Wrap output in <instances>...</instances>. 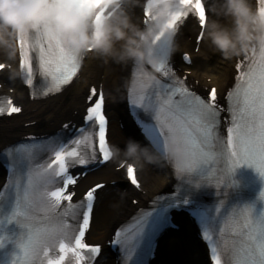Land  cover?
Here are the masks:
<instances>
[{
  "label": "snow or ice",
  "instance_id": "snow-or-ice-1",
  "mask_svg": "<svg viewBox=\"0 0 264 264\" xmlns=\"http://www.w3.org/2000/svg\"><path fill=\"white\" fill-rule=\"evenodd\" d=\"M158 2L161 0H148L143 13L146 25L155 19L151 8ZM162 2L167 16L164 28L170 30L173 35L193 12L203 29L206 22V10L202 0H162ZM258 2L257 14L264 19V0H258ZM54 3L69 11L75 8L83 19L94 15V23L99 26L111 0H54ZM162 35L163 32L158 34L153 44H156ZM31 36L35 37L32 47L37 48L39 53V70L45 77H51L52 81L44 94L59 92L61 86L68 84L76 75L80 57L69 50L61 35L51 27L43 32L34 30L21 35L18 39L20 67L26 71V83L30 86L33 84V66L29 57ZM202 37L203 32L198 40ZM171 43L172 41H169L156 49V55L161 59L153 66V69L160 74V79L149 78L137 65L147 91L138 94L135 99H132L130 93L133 113L138 115L139 111H143L149 118L155 120V125L147 128V131L154 142L160 143L155 131L157 127L159 128L158 135L163 138L162 144L166 155H169L167 152L169 141L175 140L176 145L182 148L180 157L169 155V158L175 159V168L179 176L190 175L193 172L199 173L200 179L195 182L197 187L200 183H207L219 189L225 184L232 171L241 164L252 166L261 177H264V40L259 41L258 56L253 47L251 57L247 55L248 52L245 54L247 63L236 65L239 71L236 77L237 83L226 98L230 117L226 145L217 132L224 109L216 101L215 89L208 94L207 99H204L190 91L185 86L184 80L175 76L168 61ZM184 60L188 62L189 57L185 55ZM4 68L5 65L0 64V69ZM95 95L96 91L93 89L88 99L91 101ZM102 108L101 94L94 105L87 108L83 118L86 126L78 130V138L70 143L58 139L53 145H45L41 142L38 146L52 153L50 160L37 165L35 169H30L26 182L23 175L17 176L15 203L11 211L4 213L3 219L0 220V225L4 229L11 224H15L20 229L19 233L11 235L7 231L0 230V248L12 244L16 249L10 264H30L28 258L37 257L41 250H45L44 254L47 256L46 249L56 241H59V256L56 259H48L47 264H64L68 254L75 258V264H94L100 256V246L85 243V234L89 229L97 189H102L104 185L96 184L95 187L87 190L82 200L74 203L73 198L76 193L70 190V186L76 185L79 177L72 174L70 168L75 165L87 167L92 163L103 164L110 160L109 146L106 143L107 120ZM20 111L19 107L13 106L11 100L0 103V114L11 115ZM93 124L98 125L97 135L101 159H97L95 152L89 157L78 151L77 147L72 146H79L92 139L88 126ZM65 127L67 128L68 125ZM214 158L223 159L225 167L216 169L211 176H208L209 161ZM133 173L134 168L129 165L127 176L133 185L139 187ZM5 187L9 185L6 184ZM0 197H3V194H0ZM37 199L50 211L59 209L62 201L68 202L60 216H70L72 220H78L82 214V222L78 223L77 228L70 225L67 220L53 215L49 217V227H34L30 209ZM259 199L264 200V190L260 192ZM168 203L171 207H179L181 204H187L188 201L185 199ZM5 205H8L6 199L0 202V208ZM223 206L224 201L221 200L216 206V215L212 217L211 222L201 225L204 229V239L211 246L213 264H221L218 251L231 254L235 264H264V210L256 214L252 206L246 205L234 207L225 214L222 212ZM154 211L155 208L141 217L137 236L149 224ZM221 222L225 227L219 229L220 238L217 240L209 235V232H214ZM173 228H176L178 232L181 230L178 225H174ZM69 231L77 232L73 237V244L64 242ZM21 252L24 253L23 261L20 258ZM225 264L228 262L225 261Z\"/></svg>",
  "mask_w": 264,
  "mask_h": 264
},
{
  "label": "clouds",
  "instance_id": "clouds-1",
  "mask_svg": "<svg viewBox=\"0 0 264 264\" xmlns=\"http://www.w3.org/2000/svg\"><path fill=\"white\" fill-rule=\"evenodd\" d=\"M129 6L134 0H127ZM165 5H152L155 19L140 27L125 8V0H111L99 26L94 15L83 19L73 8L54 3V0H0V55L11 61L15 58L14 39L34 30L41 32L51 27L78 57L92 53L106 61L117 63L133 61L144 71L160 62L156 49L172 41L173 34L164 28L167 16ZM202 39L225 59L245 55L251 43L264 40V19L253 10L250 0H208L206 22ZM161 39L153 44L155 37ZM172 43L170 45V50ZM10 67L5 62H0ZM149 78L151 73L145 72ZM17 73L13 72V76ZM110 159L121 166L142 167L156 162L155 154L146 146L129 139L124 148L109 146ZM167 152L180 157L182 148L175 140L169 141Z\"/></svg>",
  "mask_w": 264,
  "mask_h": 264
},
{
  "label": "bare ground",
  "instance_id": "bare-ground-1",
  "mask_svg": "<svg viewBox=\"0 0 264 264\" xmlns=\"http://www.w3.org/2000/svg\"><path fill=\"white\" fill-rule=\"evenodd\" d=\"M136 6L137 2H134L126 10L133 21L138 24ZM195 30L194 24L190 25L188 22H183L182 28L178 31L180 37L177 39V54L183 51V47H187L184 51L191 53L189 50L193 45L191 35ZM203 43L204 40L200 44V51L192 55V68L187 69L181 62L179 66L185 70H191L192 74L198 78L204 76L211 78L213 85L221 92L228 83L230 74H232L234 58L225 59L207 41L205 44ZM2 58L6 59L3 55H0V59ZM7 62L12 64V69H14L16 66V55L13 60ZM129 63L130 61L120 63L111 60L106 61L104 58L91 53L85 59L77 82H73L60 95L35 104L28 103L25 96L26 92L17 81V74L13 76V72L16 73L15 69L14 71H1L0 80L6 85L2 87L0 93L7 94L9 89H13V97L17 102L23 104L24 110L23 113L10 118L8 121H0V148L13 143L21 135L44 133L56 127L61 121L79 119L83 112V101L88 87L90 85H101L106 92L108 112L113 120L111 141L114 145L123 149L114 129V122L120 115L123 117L117 97L121 88L125 87ZM74 111H76V115H73ZM32 122L34 124L29 126L28 123ZM112 169L113 167L105 168L101 172L88 175L81 185H87L92 178H99L104 182H120V172H114ZM141 169L144 172V175H142V180L145 183L143 190L147 194L143 195L134 191L127 193L110 192V190L102 193L94 209L95 212L93 211V225L90 231L92 240L104 239L115 222L117 223L121 217L126 219L131 215L132 211L136 209V207L131 205V197L139 200L138 206H142L150 198L154 197L158 191L168 189V182L164 177L156 173L154 168L151 169L144 164ZM1 181L2 177L0 174ZM158 256L165 264H204L203 254L196 243L190 238L183 237L181 233H174L172 236L163 239L158 247ZM100 264H113V259L103 260Z\"/></svg>",
  "mask_w": 264,
  "mask_h": 264
},
{
  "label": "rangeland",
  "instance_id": "rangeland-1",
  "mask_svg": "<svg viewBox=\"0 0 264 264\" xmlns=\"http://www.w3.org/2000/svg\"><path fill=\"white\" fill-rule=\"evenodd\" d=\"M205 42H206V41L204 40V43H203V44H205ZM208 79L211 81V79H210V78H208ZM110 192H111V191H110Z\"/></svg>",
  "mask_w": 264,
  "mask_h": 264
}]
</instances>
